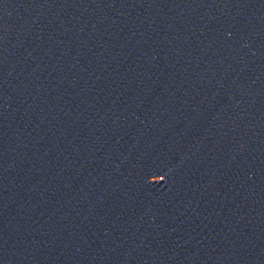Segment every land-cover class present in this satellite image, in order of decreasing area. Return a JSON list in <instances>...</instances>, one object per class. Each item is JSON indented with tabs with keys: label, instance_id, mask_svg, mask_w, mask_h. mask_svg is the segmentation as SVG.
Masks as SVG:
<instances>
[{
	"label": "water",
	"instance_id": "water-1",
	"mask_svg": "<svg viewBox=\"0 0 264 264\" xmlns=\"http://www.w3.org/2000/svg\"><path fill=\"white\" fill-rule=\"evenodd\" d=\"M0 264H264V0H0Z\"/></svg>",
	"mask_w": 264,
	"mask_h": 264
}]
</instances>
